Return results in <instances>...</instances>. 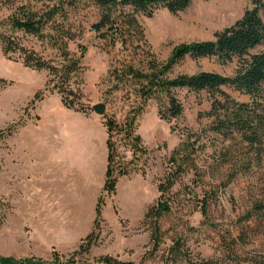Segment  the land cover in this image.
I'll list each match as a JSON object with an SVG mask.
<instances>
[{"label": "rangeland", "instance_id": "374dc122", "mask_svg": "<svg viewBox=\"0 0 264 264\" xmlns=\"http://www.w3.org/2000/svg\"><path fill=\"white\" fill-rule=\"evenodd\" d=\"M254 1L193 0L183 12L172 14L159 10L151 18L140 16L139 21L153 54L157 60L166 62L179 45L214 40L217 32L232 26L246 10L252 9ZM0 15L5 16L6 12L1 11ZM99 16V9L93 5H82L70 16L71 24L83 33L78 43L87 47L82 79L88 105L104 103L107 106L103 117L93 110L86 115L93 116L104 127L106 120L113 118L121 128L139 111L134 116L133 136L141 137L139 147L143 153L136 151L134 142L124 131L114 132L111 142L116 149L115 160L129 174L119 178L114 194L105 192L102 186L91 230L83 235L82 231L61 233L48 227L52 217H47L45 204L53 191L47 187L42 174L38 175L37 163L22 158L18 145L12 144L13 134L20 129L49 131L54 125L64 124L66 116L74 111L63 106L56 92L45 89L46 71L27 68L16 56L9 59L0 47V78L7 82L5 88H0V257L17 260L34 257L52 262L55 255L63 263L73 259L94 264L101 257L112 256L123 262L164 264L167 251L175 241L185 244L189 256L177 264L226 263L225 252L233 244H245L246 252H264V212L254 210L256 203H264V164L239 173L232 181H223L228 168L202 179L196 178L192 171L183 176L172 190L174 209L162 220L163 236L159 249L155 250L157 243L152 241V227L145 221V214L158 200V186L166 175L168 159L184 134L197 133L211 125L213 118L208 114L212 98L206 92L176 90V97L184 108L183 115L171 122L162 120L156 100L144 103L135 94L138 90L135 81L126 79L124 83H116L112 73L137 62L142 55L139 51L136 54L123 50L120 43L111 47V42L100 40L92 31ZM19 37L25 45L43 51L36 40L21 34ZM70 49L76 52L77 45L70 44ZM263 50L260 47L253 53ZM43 55L51 60L56 57V51L47 49ZM237 65V60L221 64L213 58L197 61L186 58L174 68L171 77L201 71L233 76ZM222 90L238 102H250L248 96L232 88ZM37 93L41 101H34ZM213 152L209 149L201 154L198 167L205 170L214 157ZM222 182L225 186L216 188ZM207 194L215 199L206 218L200 202ZM44 210L45 217H42L40 213Z\"/></svg>", "mask_w": 264, "mask_h": 264}, {"label": "trees", "instance_id": "16d2710c", "mask_svg": "<svg viewBox=\"0 0 264 264\" xmlns=\"http://www.w3.org/2000/svg\"><path fill=\"white\" fill-rule=\"evenodd\" d=\"M193 0H0V47L9 59L16 56L27 68L46 71L48 80L45 89L56 92L63 106L74 112L88 114L92 107L84 94L83 60L87 47L78 43L82 30L71 24V14L82 5H93L99 9V20L92 25V31L111 47L120 43L123 50L142 55V59L129 63L115 70L112 76L117 84L132 79L138 85L135 94L145 103L151 99L158 102L159 116L171 122L183 115L184 108L176 97V90L189 92H206L212 98L208 114L213 121L200 132H187L179 146L172 152L167 162V172L158 186V200L148 208L145 221L152 227L151 238L155 250L159 249L163 236L162 220L174 209L171 193L181 178L194 172L196 178L208 174L224 173L223 181H232L239 173H247L254 166L264 164V2L256 0L254 7L232 26L215 34L214 40L182 44L175 47L166 62L157 60L149 46L140 16L151 18L159 10L172 14L185 11ZM36 40L42 46V52L33 46L25 45L19 35ZM77 45V51L70 49V44ZM56 51V57L48 60L45 50ZM186 58L192 60L216 59L221 64L238 61L233 76L201 71L192 75L181 74L171 77L172 71ZM6 80L0 78V88H5ZM229 87L246 95L250 102L241 103L222 90ZM117 89V88H116ZM37 93L34 101H41ZM163 100L165 101L163 103ZM126 120L124 126L113 118H108L105 127L108 134V165L105 176L104 191L116 192L120 177L128 175L126 168L116 162V149L111 142L114 132L124 131L132 139L134 148L143 153L139 147L140 136L134 135V116ZM22 126L25 125L23 121ZM121 130V131H119ZM213 149L212 161L207 168L198 167L197 160L201 154ZM225 183L216 185L222 189ZM206 195V194H205ZM214 196L207 194L200 202L202 214L207 218ZM218 199V198H216ZM254 210L264 212V203H256ZM97 217L101 209L97 207ZM90 237H88L89 239ZM245 244H233L226 250V263L221 264H264V252H246ZM84 245L80 247L83 251ZM168 258L164 264H177L188 259L185 244L175 241L168 249ZM77 252L74 254L76 255ZM0 264H88L73 259L60 262L54 255L52 262L34 257L14 259L0 257ZM94 264H136L123 262L112 256L101 257Z\"/></svg>", "mask_w": 264, "mask_h": 264}, {"label": "crops", "instance_id": "0c3cea01", "mask_svg": "<svg viewBox=\"0 0 264 264\" xmlns=\"http://www.w3.org/2000/svg\"><path fill=\"white\" fill-rule=\"evenodd\" d=\"M64 122L49 131L20 129L12 144L18 145L22 158L37 163L38 175L53 191L45 204L47 217H52L47 226L85 235L105 182L108 134L96 118L79 112L67 115ZM40 215L45 217V210Z\"/></svg>", "mask_w": 264, "mask_h": 264}, {"label": "water", "instance_id": "95a60500", "mask_svg": "<svg viewBox=\"0 0 264 264\" xmlns=\"http://www.w3.org/2000/svg\"><path fill=\"white\" fill-rule=\"evenodd\" d=\"M107 106L104 103H98L92 106L93 112L98 115L103 117L106 113Z\"/></svg>", "mask_w": 264, "mask_h": 264}]
</instances>
